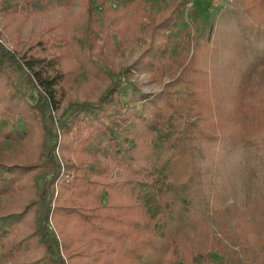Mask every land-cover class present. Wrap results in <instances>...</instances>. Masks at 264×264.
Segmentation results:
<instances>
[{
  "label": "rangeland",
  "instance_id": "374dc122",
  "mask_svg": "<svg viewBox=\"0 0 264 264\" xmlns=\"http://www.w3.org/2000/svg\"><path fill=\"white\" fill-rule=\"evenodd\" d=\"M86 4L33 0L34 12L12 22L0 11V41L10 51L16 47L14 30L24 38L54 24L66 39V77L48 125L59 133L57 119L72 102L95 101L112 85L119 87L124 102L132 87L139 88L143 98L162 109L163 122H180L185 131L176 134L179 140L187 138L194 148L201 144L205 155L200 160L196 149L190 150L209 204L203 219H191L183 248L198 251L197 264H264V144L257 138L264 136V0H104L102 7L94 2L90 8ZM142 9L151 19L143 16L137 23ZM99 48L102 59L96 55ZM11 69L24 90L18 70ZM153 115L151 110L149 116ZM202 133L216 134V144L200 141ZM24 135L0 137V161H30L35 165L31 173L42 185L50 163L43 150L36 157ZM240 139L256 141L241 145ZM104 142L103 136L87 142L84 150L91 161L104 157V148L93 150ZM55 154L62 159L58 148ZM113 172L117 175L116 169ZM53 187L55 196L56 183ZM7 204L9 200L0 196V206ZM48 224L58 238L50 218ZM161 264L191 263L187 257H176Z\"/></svg>",
  "mask_w": 264,
  "mask_h": 264
},
{
  "label": "trees",
  "instance_id": "16d2710c",
  "mask_svg": "<svg viewBox=\"0 0 264 264\" xmlns=\"http://www.w3.org/2000/svg\"><path fill=\"white\" fill-rule=\"evenodd\" d=\"M32 2L0 0V11L7 22L16 21L34 12ZM86 2L88 8L94 2L102 7L104 0ZM143 16L151 19L142 9L137 23ZM12 34L14 51L0 41V137L19 139L24 133L36 157L43 150L51 167L38 185L30 161H0V196L9 200L0 206V264H64L62 254L68 264H161L176 257L197 264L198 251L183 248L182 238L191 219L205 217L209 204L199 165L191 161L192 148L205 159L201 144L194 148L187 138L180 141L176 134L185 131L180 122H163L162 109L139 88L132 87L131 100L124 102L115 85L95 101L72 102L57 119L59 133L53 131L48 119L61 100L66 39L54 24L24 38L17 30ZM96 55L104 57L100 48ZM98 136L105 138L93 149L104 148L100 162L84 150ZM199 138L211 145L218 139L214 133ZM257 138L264 144V136ZM255 141L240 139L241 145Z\"/></svg>",
  "mask_w": 264,
  "mask_h": 264
},
{
  "label": "built area",
  "instance_id": "2783aa9c",
  "mask_svg": "<svg viewBox=\"0 0 264 264\" xmlns=\"http://www.w3.org/2000/svg\"><path fill=\"white\" fill-rule=\"evenodd\" d=\"M64 264H68L66 258L64 259Z\"/></svg>",
  "mask_w": 264,
  "mask_h": 264
}]
</instances>
